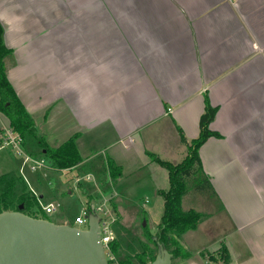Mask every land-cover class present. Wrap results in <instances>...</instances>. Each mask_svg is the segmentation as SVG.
Wrapping results in <instances>:
<instances>
[{"label": "crops", "instance_id": "obj_1", "mask_svg": "<svg viewBox=\"0 0 264 264\" xmlns=\"http://www.w3.org/2000/svg\"><path fill=\"white\" fill-rule=\"evenodd\" d=\"M0 24L11 50L6 76L37 135L57 147L78 134L81 161L69 170L132 205L133 187L154 193L155 231L168 172L146 151L181 161L177 127L187 141L198 136L206 97L218 136L198 154L217 209L183 208L205 218L179 238L189 257L172 254L171 264H205L222 243L230 264H264V0H0ZM5 126L0 112V132ZM100 141L102 150L89 146ZM4 149L0 177L14 174L37 195L31 168ZM108 160L121 169L114 180ZM109 202L120 221L114 196Z\"/></svg>", "mask_w": 264, "mask_h": 264}, {"label": "trees", "instance_id": "obj_2", "mask_svg": "<svg viewBox=\"0 0 264 264\" xmlns=\"http://www.w3.org/2000/svg\"><path fill=\"white\" fill-rule=\"evenodd\" d=\"M2 34L3 29L0 24V112L8 118L9 127L20 135L23 147L25 150L29 149L30 151H27L31 155L34 156V150L38 149L51 162L54 169L66 170L72 168L81 161L76 147L78 134L72 135L57 147H51L44 137L37 135L33 118L27 112L7 79L4 58L11 53V50L5 46ZM215 113L216 108L212 107L205 97L204 111L199 118L198 136L191 141H187L182 130L177 127L180 139L187 147L186 156L181 161L163 160L157 155L146 151L152 161L158 163L168 172V188L159 191L163 198V211L154 233L150 232L148 227L143 228L145 241L139 242L140 250L124 257H121V254L125 239L120 236L119 221L114 220L115 238L111 241L110 246L120 264H149L154 260L160 245L174 256L189 257V252L179 243V238L183 233L195 229L205 218V215L193 208L184 210L181 206V200L187 191V181L192 184L199 182L202 184L203 182L211 192V185L203 172L198 150L207 138L218 136L216 132L209 129V124ZM108 168L111 178L113 180L118 178L121 172L120 167L108 160ZM19 204L23 205L22 211L28 215L38 217V213H44L37 195L28 190L23 179L16 177L14 174L3 175L0 177V212L15 210ZM86 212L92 213L93 210L88 206ZM201 254L205 255V252H201ZM207 257L214 264H220V262L230 264V256L223 243L215 254H208Z\"/></svg>", "mask_w": 264, "mask_h": 264}, {"label": "rangeland", "instance_id": "obj_3", "mask_svg": "<svg viewBox=\"0 0 264 264\" xmlns=\"http://www.w3.org/2000/svg\"><path fill=\"white\" fill-rule=\"evenodd\" d=\"M105 144V143H104ZM103 143L96 142L93 145H89L91 148L100 150ZM10 150V149H9ZM88 148H85V151ZM102 150V149H101ZM11 151V150H10ZM4 153L8 152L7 149L3 150ZM13 157L18 158V161L22 160V157L13 154ZM101 153V151H100ZM186 156V153H183L179 160H182ZM39 158V157H38ZM174 160H172L173 162ZM46 168H40L31 170L29 164H27L30 171L33 173L35 179L29 180L30 187L37 192V197L39 198L40 206H45L47 202H52L55 209L50 213H38V217H43L54 223L64 221L68 225L78 226L75 222V217L77 215L83 216L84 211L87 210V207L94 205L95 207L102 208L109 216L113 215L114 218L117 215L114 212L112 205L109 202V198L114 196L116 201L117 211L120 214V221L118 228L120 229V236L124 238V249L122 251L121 257L126 256L130 253H135L140 250L139 242L145 241L143 235V228L148 227V229L153 233L155 231V223H153L154 218L159 214L160 203L155 197L154 193L149 190H142L138 186L133 187L126 197L133 199L135 204H130L126 202L127 199H121L119 195L115 196L116 189H112L110 186H106L105 189H101V185H98L93 180L89 181L86 177L87 173H79L77 170L70 171L59 170L49 167V162L45 158ZM78 176H83L79 180L77 186L76 179ZM90 178V177H89ZM96 183V184H95ZM97 188L100 191L93 192ZM92 194L91 202H89V195ZM147 200V201H146ZM89 202V203H88ZM152 209L150 217L146 218L142 207ZM182 208L195 207L203 213L216 212L217 205L210 192L207 189L204 183L199 182L192 184L190 181H187V191L182 197ZM113 227V225H112ZM204 229H208V224ZM115 226L113 227V230ZM208 235L214 236L215 232L209 231ZM153 246V245H152ZM154 248V247H153ZM170 252V251H169ZM177 257V256H176ZM203 259H207L206 256L202 255ZM182 264H188L187 261H184ZM205 264H214L212 261L207 260Z\"/></svg>", "mask_w": 264, "mask_h": 264}, {"label": "water", "instance_id": "obj_4", "mask_svg": "<svg viewBox=\"0 0 264 264\" xmlns=\"http://www.w3.org/2000/svg\"><path fill=\"white\" fill-rule=\"evenodd\" d=\"M22 210L19 204L15 210L0 212V264H108L94 211L84 215L87 228L81 229ZM171 257L160 245L149 264H171Z\"/></svg>", "mask_w": 264, "mask_h": 264}, {"label": "built area", "instance_id": "obj_5", "mask_svg": "<svg viewBox=\"0 0 264 264\" xmlns=\"http://www.w3.org/2000/svg\"><path fill=\"white\" fill-rule=\"evenodd\" d=\"M0 148L10 149L13 154L22 157L23 162L29 164L32 170L46 168L45 158H36L25 150L22 145V138L9 126H5L0 132ZM55 209L53 204H48L42 207L43 212L50 213ZM93 211L99 217V236L103 246V251L108 264H120L118 258L113 253L110 243L115 238V231L113 230V222L115 218L113 215L109 216L100 207H93ZM87 212L84 213V215ZM83 216H76L75 222L79 224L78 228L86 229V219Z\"/></svg>", "mask_w": 264, "mask_h": 264}]
</instances>
